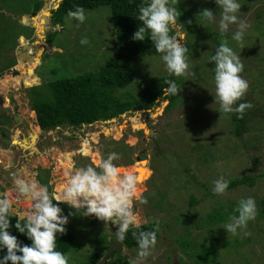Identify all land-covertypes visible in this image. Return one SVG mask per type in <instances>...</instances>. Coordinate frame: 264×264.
Returning <instances> with one entry per match:
<instances>
[{
    "label": "rangeland",
    "instance_id": "374dc122",
    "mask_svg": "<svg viewBox=\"0 0 264 264\" xmlns=\"http://www.w3.org/2000/svg\"><path fill=\"white\" fill-rule=\"evenodd\" d=\"M33 1L0 0V20L4 23L0 31V71L5 70L0 78L23 75V71L17 68L19 58L16 60L14 52L18 50V56L21 47L31 45L35 59L39 56V63L33 68L39 80L33 85H40V92L50 97L47 82L85 72L94 73L113 58L114 36L107 5L84 9L86 19L83 23L65 14L61 25L52 26V9L61 0H42L41 8L34 16L41 13L45 4H49V16L44 30L38 34L37 28L31 25ZM237 2L242 5L237 15L247 23L242 42L233 39L237 24L231 25L225 33L219 30L218 23H209L197 15L202 7L209 8L214 11L218 21L221 9L215 0H178V14L196 21L194 31L188 36L196 44L192 56L187 57L188 74L174 76L181 91L176 106L169 110H166L168 100H159L150 109L135 106L113 121H96L74 131L60 126L32 133V126L37 125V121L34 114L31 117L27 91L28 87L34 86H29L27 80L23 83L21 78L19 83L6 82V91L18 94L13 100L14 108L8 110L16 112L26 121L29 133L36 134L38 142L29 153L31 166L21 163V173L19 167L16 168L19 179L27 183L35 182L29 174L30 169L41 166L48 172L49 194H56L55 188L65 187L74 171L83 166H95L94 162L115 152L120 159L114 163L122 169L137 175L134 166L140 162L146 170L138 184L139 199L133 201L132 210L139 224L159 221L160 236L151 249V255L142 264H264V217L260 215L259 206L264 197V0ZM21 18L25 22L23 25L32 29L31 32L27 26L17 24L16 20L22 24ZM181 27L176 24L174 28L178 37H184L183 43L186 35L185 29L181 32ZM12 29L18 30L15 44L9 36ZM84 37L89 41L87 44L80 43ZM224 41L240 56L244 65L240 75L249 83L248 91L240 102L253 105L245 110L248 132L243 131L240 137L232 133V113L220 112L219 105L214 102L215 73L210 57ZM27 63L26 60L24 67H28ZM11 65L18 69L16 74H12ZM133 67L135 79L124 88L132 93H138L140 86L149 83L151 78L168 74L160 53L137 57ZM9 99L8 95L0 96V103H8ZM134 119L145 123L142 124L145 128H134ZM116 144L122 146L121 151L111 148ZM254 144L256 147L251 148ZM2 145L7 150L15 151L0 138ZM140 151L148 155L147 160H135ZM71 158L76 159L78 167H73ZM0 161H3L0 198L7 197L12 202L13 213L26 216L30 210L28 207H31L28 199L18 192L13 193L18 177L16 175L12 180L13 185L5 183L3 167L8 163L2 158ZM250 173L258 178L254 186L228 188L223 195L213 193L214 180L220 177L228 180ZM192 196L202 198L191 205L189 199ZM246 197L255 199L256 218L249 221L245 229L238 230V234L227 233L223 226L230 222L233 215H238L235 212L238 202ZM141 199H146L147 203H141ZM80 212L83 214V210ZM221 217L225 219L220 221ZM102 225L98 227L86 219L82 220L72 248L65 253L68 264H94L102 257L113 236V229L117 230L111 223ZM245 232L250 234L245 235ZM138 251V247L122 246L115 250L107 264H138ZM199 252H203L200 258L197 256Z\"/></svg>",
    "mask_w": 264,
    "mask_h": 264
},
{
    "label": "clouds",
    "instance_id": "9594fccd",
    "mask_svg": "<svg viewBox=\"0 0 264 264\" xmlns=\"http://www.w3.org/2000/svg\"><path fill=\"white\" fill-rule=\"evenodd\" d=\"M177 3L178 0H149L148 3L141 5L136 18L142 22V26L133 34L132 39L144 41L145 33H149L148 38L154 44L156 52L161 54L167 73L170 76L182 77L188 74L189 63L186 55L188 48L181 42L184 37L170 35L171 30L176 27L178 12L175 5ZM215 3L221 9L218 21L214 11L209 8L202 9L197 15L209 23H218L219 30L225 33L231 25L237 24L238 28L233 34V39L242 42L247 29V23L240 20L237 15L242 5L237 0H215ZM67 15L80 23L86 19L84 8L79 6L75 10H70ZM188 23L191 24L192 21ZM25 41H27L26 38ZM88 42L86 37L80 40L81 44ZM210 62L214 63L215 73L214 102L219 105L220 112L236 113L238 119H243L245 110L253 105L250 102H240L249 88L248 81L240 75L244 68L240 56L228 46L227 41H224L210 57ZM165 83L168 85L163 89L165 94L178 95L181 91V87H178L173 80H165ZM91 124L82 123L80 126H71L61 123L56 127L63 126L62 128L74 131ZM87 144L91 149L88 142ZM138 155H140L139 152L136 155V161L139 160ZM119 159V154L112 152L99 162H94L95 166L80 167L69 176L66 186L59 194L50 195L45 186L16 179L18 193L30 200L31 208L26 216L16 214L12 211V202L7 197L0 198V249L7 250L6 255L0 258V264H8L9 261L11 264H68V257L56 250V237L58 234L67 233L65 225L69 223V217L81 210L85 217L94 216L100 221L115 225L121 241L129 228H139L138 218L132 210L134 199H139V178L132 171H126L114 163ZM9 168L5 166L4 169ZM213 185V193L223 195L229 187V181L220 177L213 181ZM140 202L147 203V200L141 199ZM61 203L75 209V213L69 212L68 215H64L63 209L59 206ZM235 212L238 215H233L230 222L223 226L227 233L233 235L238 234V230L245 229L248 222L256 218L255 199L241 198ZM13 216L18 218L15 228L31 240L30 245L22 246L17 237L9 232L12 226L10 217ZM155 223L158 230L159 221ZM249 234L245 232V235ZM132 235L138 244V264H142L151 255V249L157 243L156 230L133 231Z\"/></svg>",
    "mask_w": 264,
    "mask_h": 264
},
{
    "label": "trees",
    "instance_id": "16d2710c",
    "mask_svg": "<svg viewBox=\"0 0 264 264\" xmlns=\"http://www.w3.org/2000/svg\"><path fill=\"white\" fill-rule=\"evenodd\" d=\"M148 2L149 0H61L58 7L52 9L51 24L55 26L58 24L61 25L60 23L62 22L63 16L70 10H75L77 6L83 7L84 9H92L101 5H107L111 13L114 36V56L111 60L105 62L106 66L100 67L94 73L85 72L73 77H62L47 82L46 87L51 92L50 97H46L40 92V85L30 87L27 91V96L29 98L28 103L30 109L35 113L36 121L40 128H55L61 123L71 126H80L82 123L108 120L133 109L135 106H140L142 109H150L157 105L159 100H168L166 110L176 106L175 102L179 94L168 95L163 91V89L168 87L165 80H173L179 87L178 81L174 76H170L169 74L151 78L149 83L140 86L138 93H132L129 89H124L135 79L133 67L134 59L158 53L151 39L148 38L150 35L149 33H145L146 38L144 41L132 39L133 34L142 26V22L136 18L139 14V7ZM42 3V0H34L30 14L32 20L31 25L37 28L38 34L44 30V24L47 21L46 18L49 16V4H45L41 13L34 16L41 8ZM175 7L179 13L180 4L175 5ZM204 8L205 7H202L201 10ZM22 14L25 15V13ZM188 21H192V23L189 24ZM16 22L21 27L27 26L21 24L17 20ZM195 23L196 21L194 18L188 19L184 14H178L176 24H180L185 29L186 40L183 43L188 48L186 55L189 58L194 53L193 50L196 43L195 41L189 40L188 36L190 32L194 31L193 26ZM3 25L4 23L0 20V31L3 30ZM27 27L29 28V32H31L32 29L29 26ZM175 33L176 29L173 28L170 35H175ZM17 34L18 30L12 29V31L9 32V36L13 39L12 43L14 44L16 43L14 39L17 38ZM39 37L42 38L40 35ZM41 45L42 44H40V46ZM33 55L34 52L32 51L31 45L19 49L18 52L17 58H19V65L17 68L23 71V74L27 77H33V68L39 63V56L35 59ZM26 60L28 61L27 64H29L28 67H24ZM3 71L5 70H1L0 74H3ZM14 73L16 74L17 72L15 71ZM38 80V77L35 75L34 78H28L27 83L30 86L37 83ZM9 81H16L19 83V78L17 76L8 75L0 79V86ZM1 88L4 92L5 89L2 86ZM34 113L31 112V116H34ZM230 116V121L233 124V134L240 137L243 131L248 132L245 125V116H243V119H238L236 113H232ZM133 121H135L133 124L134 128H142L140 121L136 119ZM245 145L247 146V143ZM250 147L255 148L256 145L254 144ZM111 148L114 151H121L122 146L116 144L115 147ZM245 157L247 156L245 155ZM40 171L43 173L46 172L45 175L42 173L43 176L39 179L40 183L42 186L49 189L48 172L44 169ZM257 180V176L251 173L233 176L228 179V188H235L239 185H248L252 187ZM62 189V187L57 186L55 188L56 194H59ZM201 198L202 197L198 198L192 196L189 199V204L194 205L195 201H200ZM54 203H56V201H54ZM59 206L63 209L64 215H68L69 212L75 213V209L70 208L66 204L61 203ZM259 206L260 215L264 217V197L261 198ZM233 209L234 208H232V210ZM10 219L12 226L9 228V232L17 237L22 246L24 244L30 245L31 240L15 228V223L18 218L13 216L10 217ZM83 219L89 221L91 225L94 223L97 224L98 227L102 225L101 221L97 218L88 219L83 216L81 212L70 216L69 223L65 225L67 233L65 235L58 234L56 237L57 251L65 254L72 248L76 238L75 233L77 228L82 227ZM222 219L225 218L221 217L220 221ZM155 222L156 221H147L143 224H139V228H129L125 238L122 241L120 240L123 246L126 248L138 247L137 241L132 235L133 231L156 230L158 239L160 234ZM21 223H24V221H21ZM106 242L108 241L106 240ZM6 251V249H0V258L6 255ZM202 254L203 252H199L197 256L200 258ZM8 264H11V262L9 261Z\"/></svg>",
    "mask_w": 264,
    "mask_h": 264
},
{
    "label": "flooded vegetation",
    "instance_id": "af4514ba",
    "mask_svg": "<svg viewBox=\"0 0 264 264\" xmlns=\"http://www.w3.org/2000/svg\"><path fill=\"white\" fill-rule=\"evenodd\" d=\"M14 56H15V58L17 60L18 59L17 58V52H14ZM15 63L13 65H15ZM11 67H12L11 68L12 74H15L14 73L15 71L18 72V69L16 67H13L12 65H11ZM20 78L22 79L23 83L27 80L26 77L24 76V74ZM19 87H20V85H19ZM28 88H30V87H28ZM7 92L9 93L10 91H5L4 94H6ZM10 93L12 94L13 91L10 92ZM12 96L9 97L10 98L9 101L11 102V104L8 106L9 108H14V105H15V103L13 102ZM2 114H4V113H2ZM13 115H16V112H11V114H9L10 120L8 122L3 120V119H0L1 120L0 121V136H1L0 138H2V140H3V138H9V140H10V142L8 143L9 146H12L13 148H20V150L19 151L17 150L18 152L16 153V156H17L18 159L17 160L14 159L13 163L8 166L10 168L8 170H6V179L7 180H6L5 183H7V184L12 183V180L14 179V177H16V175H17V177L19 179V174H18V172L16 174L15 170H16L17 167H19V173L23 172V170H22L23 166H22L21 163H25L26 165L29 164L28 166H31L30 165V161H29V159H30L29 158V153H30V151H33V148H36L35 146L38 144L36 134H31L30 133L31 136L29 135V133H28L29 130L27 129V127H26L27 124L25 123L26 121L23 120L22 117H21V119L16 122L15 120H13ZM41 130H46V129H42L41 128ZM47 130H50V129H47ZM35 131L39 132V130H36V128H35ZM14 135L19 140V142L16 143V144H13L12 136H14ZM23 135L24 136H28V138H27L28 142L25 141ZM33 135L36 136L35 137V141L31 142L30 140H31V137ZM33 144H35V146L32 147ZM2 147H4V145H2ZM71 159L73 161V167L77 166L76 159H73V158H71ZM139 164H141V163H139ZM28 166H27V168H28ZM3 168H5V167H3ZM41 169H43V167L36 165V169H30V173H29L30 175H32L31 177L35 180V182L37 184H39L40 186H42V185H41L39 179H40V177L43 176V174H42L43 172L40 171ZM12 185H13V183H12ZM14 186H15V188H14L15 190L13 191V193H16V192H18L17 186H16V184ZM113 231H114L112 233L113 236L110 239L115 237V235H118L117 234V230L115 231L113 229Z\"/></svg>",
    "mask_w": 264,
    "mask_h": 264
},
{
    "label": "crops",
    "instance_id": "0c3cea01",
    "mask_svg": "<svg viewBox=\"0 0 264 264\" xmlns=\"http://www.w3.org/2000/svg\"><path fill=\"white\" fill-rule=\"evenodd\" d=\"M5 92H3V90H2V88H1V86H0V96L2 97H4V96H6V95H8V97H10V96H12V98H13V100L14 99H16L17 97H18V94H16V93H6V94H4ZM11 104V102L10 101H8V103H5V101H3V102H1L0 103V105H1V110H0V115L2 114V113H4V114H7V115H9V114H11V111H9L8 110V106ZM27 106H28V104H27ZM30 107V106H29ZM31 109H29V111H30ZM31 112H33L32 110H31ZM34 113V112H33ZM24 136V135H23ZM13 137V136H12ZM25 137L26 136H24V139H25ZM2 139V138H1ZM23 139V140H24ZM2 141H4V142H7L6 141V138H3V140ZM19 142V140L16 138V137H13V144H16V143H18ZM8 143V142H7ZM12 147V146H11ZM9 148V147H8ZM11 149V148H10ZM20 150V148H15V151L13 152L12 150H7V148H5V147H1L0 146V155H1V157H0V159L2 158V159H5V161L7 162V163H9V164H11V163H13V160L14 159H18L17 158V156H16V153L18 152V151ZM13 153V154H12ZM3 164V161H0V170L2 169L1 168V165ZM4 166V165H3ZM4 176H3V178H4V180H5V182H6V170L4 169ZM27 199V198H26ZM28 203H29V205L31 206V202H30V200L28 199ZM29 209L31 208V207H28ZM28 208H26V209H28ZM29 211V210H28ZM27 211V212H28Z\"/></svg>",
    "mask_w": 264,
    "mask_h": 264
},
{
    "label": "water",
    "instance_id": "95a60500",
    "mask_svg": "<svg viewBox=\"0 0 264 264\" xmlns=\"http://www.w3.org/2000/svg\"><path fill=\"white\" fill-rule=\"evenodd\" d=\"M51 6H52V4H51ZM23 17L24 16H22V18ZM22 18L20 19V21L22 22V24H25V22L22 20ZM180 30H181V32H183L184 31V28L181 27ZM175 35H176V33H175ZM22 38L25 40L24 37H22ZM17 51L18 50H16V52ZM138 107L140 108V106H138ZM0 119H3V120H5V121L8 122L10 120V117L7 114H1L0 115ZM20 119H21V116L20 115H18V114L13 115V120H15L16 122L19 121ZM113 120H114V117H112V118H110V119H108L106 121H113ZM6 141L8 142L9 140H6ZM147 156L148 155L143 152L142 155L140 154V155L137 156V159L142 158V157H147ZM102 224H105V222L102 221ZM107 246H108L107 251L104 252L103 255H102V257L96 263H94V264H107L108 261H109V259L111 258V256L115 252V250L121 248L123 246V244L120 241L119 237H113L112 239L109 240Z\"/></svg>",
    "mask_w": 264,
    "mask_h": 264
},
{
    "label": "bare ground",
    "instance_id": "6f19581e",
    "mask_svg": "<svg viewBox=\"0 0 264 264\" xmlns=\"http://www.w3.org/2000/svg\"><path fill=\"white\" fill-rule=\"evenodd\" d=\"M47 5V4H46ZM6 76H8V75H6ZM5 76V77H6ZM13 76V75H12ZM25 76V75H24ZM35 75H33V77H34ZM18 77V76H17ZM26 77V79H28V78H31V77H27V76H25ZM4 77H2V78H0V79H3ZM19 79H20V77H18ZM1 86L5 89L4 90V92L6 91V89H7V84H1ZM32 117V116H31ZM141 122V125L142 124H144L145 125V123H143L142 121H140ZM145 126H143L142 125V128H144ZM32 128H33V132L32 133H34L35 132V128H36V130H40V127L39 126H37V125H33L32 126ZM27 129H28V127H27ZM145 132H147V130H145ZM29 133V132H28ZM29 135H30V133H29ZM31 136V135H30ZM35 137L36 136H32L31 137V142H34L35 141ZM29 141V142H30ZM33 146V145H32ZM142 153H143V151H141V152H139V154H141L142 155ZM64 155V154H63ZM65 157L67 156L66 155V153H65V155H64ZM147 158H148V156L147 157H142V158H139V160H137V162H139V161H144V160H147ZM140 163V162H139ZM137 164L136 166H134V167H136V171H137V176H138V178H139V180H141V178H142V176H143V174L146 172V170H145V168L142 166V164ZM130 168H132V167H130ZM136 174V173H135ZM61 185V184H60ZM59 187H62V188H64V186L62 185V186H59ZM14 195V194H13Z\"/></svg>",
    "mask_w": 264,
    "mask_h": 264
},
{
    "label": "built area",
    "instance_id": "2783aa9c",
    "mask_svg": "<svg viewBox=\"0 0 264 264\" xmlns=\"http://www.w3.org/2000/svg\"><path fill=\"white\" fill-rule=\"evenodd\" d=\"M8 166H9V163H8V165L6 167H8Z\"/></svg>",
    "mask_w": 264,
    "mask_h": 264
}]
</instances>
